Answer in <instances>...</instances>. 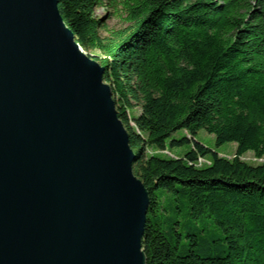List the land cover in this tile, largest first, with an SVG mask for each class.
I'll use <instances>...</instances> for the list:
<instances>
[{"label":"trees","instance_id":"trees-1","mask_svg":"<svg viewBox=\"0 0 264 264\" xmlns=\"http://www.w3.org/2000/svg\"><path fill=\"white\" fill-rule=\"evenodd\" d=\"M58 1L129 134L149 197L147 264H264V163L242 159L264 157V0ZM100 7L122 25H105ZM200 131L236 143V156L196 140ZM185 144L184 157L150 153Z\"/></svg>","mask_w":264,"mask_h":264},{"label":"water","instance_id":"water-1","mask_svg":"<svg viewBox=\"0 0 264 264\" xmlns=\"http://www.w3.org/2000/svg\"><path fill=\"white\" fill-rule=\"evenodd\" d=\"M58 0H0V264H147L148 191Z\"/></svg>","mask_w":264,"mask_h":264},{"label":"rangeland","instance_id":"rangeland-1","mask_svg":"<svg viewBox=\"0 0 264 264\" xmlns=\"http://www.w3.org/2000/svg\"><path fill=\"white\" fill-rule=\"evenodd\" d=\"M96 14L99 18L103 20V23L105 25L111 28H119L122 25L121 22L111 17V13L107 10L106 7L98 8L96 11ZM129 112L132 117L136 116L137 114H139V108L134 107ZM185 134L186 132L180 131L177 133V136L182 137ZM196 140L202 142L208 148H211L217 151L221 157L232 160L236 156V152H237L236 143H228L222 146H217L215 136L207 133L206 131H200L196 135ZM191 147H192L191 144H185L184 146L179 147V148L168 147L164 151L151 149L150 153L158 155V156H162V157H167V158H179V157H184ZM242 159L250 165H259V164L264 163V157L262 159H257L253 152L246 153L242 157ZM211 163H212V159L210 157H207V158H200L197 165L198 167H206V166H210Z\"/></svg>","mask_w":264,"mask_h":264}]
</instances>
